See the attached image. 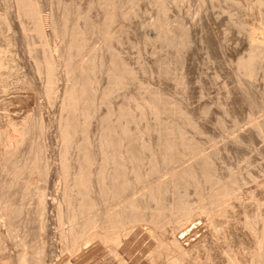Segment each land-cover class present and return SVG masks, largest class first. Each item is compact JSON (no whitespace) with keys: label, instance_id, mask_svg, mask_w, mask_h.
<instances>
[{"label":"bare ground","instance_id":"obj_1","mask_svg":"<svg viewBox=\"0 0 264 264\" xmlns=\"http://www.w3.org/2000/svg\"><path fill=\"white\" fill-rule=\"evenodd\" d=\"M48 1L6 0L0 11V21L10 32L9 35H5L6 43L10 46L28 48L29 57L32 58L26 63V74L22 80L20 78L22 85L29 90L25 101H21L24 104L20 105L30 107L35 104L36 96L30 92V89L34 88L36 91H43L49 98L48 101L57 106L58 112L51 118L49 115H44L41 105L37 104L35 107L33 105L35 114L31 113L32 115L25 116L27 113H24V116L20 115L18 107L10 108L13 114H6L7 112L4 111L6 115L0 114V212L3 217L0 220V253L2 256L8 262L16 264H46L56 251V241L53 242L51 239L54 231L48 223L51 220L50 213L55 212L56 220L53 222L58 225L68 222V227L60 230L63 247L72 251L78 250L80 254H78L79 259L73 258V255L63 256L50 264H81L86 258L104 254L106 250L114 252L117 256L130 255L133 251L132 242L139 231L137 229L134 234H128L126 231L143 223L149 224L153 229V232L143 234L148 239L144 250L149 254L147 253L148 256L144 260L139 257L130 258L131 264H186L185 261L190 253L200 247L203 248L210 264H254L255 261L264 264V219H260L262 213L258 212L253 213L251 218L249 217L252 213L248 217V213L252 210L246 204L248 201L235 199L231 204L229 201L231 209L232 207L236 209L231 210L229 204H227L229 207L224 204L225 207L215 211L212 216L209 215L212 217V222L221 216L230 218L228 224H225V235L236 243L252 246L251 261L246 260L238 252L224 255L216 242L209 239L207 226L201 221L193 227L189 224L175 225V221H178L177 218L180 216L192 218L197 210L202 213V210H209L215 205L235 198L236 191L235 187L224 181L226 179L223 180L217 172L218 167L216 168L212 160L217 150L215 153L203 155L194 163L179 166L178 169L170 167L187 153L193 156L192 153L195 152L196 155V151L200 148L198 142L188 136L186 131L188 126L197 131L202 130L193 116V111L185 105L189 96L187 91L193 86L188 70L191 67L189 62L191 49L196 40L194 25H189L185 18L183 20L187 24L183 20L180 22L178 16H176L178 21L174 17V21L172 19L171 21L168 17L159 14L155 19L143 24L145 43L151 44V47H156L155 49L158 48L156 46L158 44L160 48H165L167 51L172 49L177 54V62L182 70L179 69L181 74H178L179 84L183 88L181 101L177 103L165 88L158 85L153 88L148 87L143 95L140 92L142 96L140 94L138 98L135 96L132 102L115 106L111 104V95L127 86L130 80L138 77L134 69L130 68L131 65H128L129 62L117 52L109 55L108 58L106 50L100 49L94 50L95 52L88 59L81 60L82 58L77 59V57L83 56L89 46V39L95 34H98L97 37L103 42L102 47L97 48L108 50L115 48V42H121L120 33L125 30V23L119 25V31L115 29V23L119 16L128 18L121 16L123 15L120 11L122 0H92L87 3L89 4L87 8L82 5L75 7L72 4L74 8L63 9L64 12L59 13L60 15L53 7L51 16L45 17L42 14L44 6L48 3L51 7L54 5ZM56 1L59 3L58 0ZM154 1L157 3L159 0ZM199 1L204 3L215 0ZM251 1L247 3L245 0H225L226 3L235 5L240 12L237 13L239 15L236 14L237 17L230 16L226 22V29L224 28L229 32L228 37L232 33L236 34V38L233 35L234 42L230 43V38L215 36L216 48L220 51L224 52L227 48H232L235 59L231 67L236 77V89H239L252 104L255 101V82L261 75L264 78V0ZM62 3L65 5L66 2ZM159 3L161 6L159 8L166 11L167 1L161 0ZM96 6L105 9V12L102 11V14L106 13L103 19L91 15L90 11ZM248 10L255 11L254 16L257 17L247 16ZM175 21L180 23L175 25ZM53 37L62 39L60 44L54 47L55 52L51 50L50 45V38ZM200 42H207L205 47L210 48L204 37L200 38ZM163 53L161 55L166 54ZM5 55L0 57V71L12 60V57ZM170 58L163 56L157 61L159 62L157 67L162 69L163 73H168L170 70L173 62ZM61 66L64 71L61 70ZM2 75L0 72L1 81ZM199 92H203L202 88ZM234 92L227 88V97H233ZM103 105L106 106L105 114L101 112ZM150 118L153 120L150 121ZM254 118L251 114L250 122L248 121L250 127L243 131V134L248 133V141L253 140L252 132L264 137V117ZM94 120H96L95 127L92 126ZM142 121L145 123L142 124ZM52 127L56 129L55 132L59 137V142L55 143L57 145L52 150V153L59 156V164H55L56 162L49 159L50 155L47 154L49 148L46 147L45 139L49 137ZM243 134L238 133L229 140L232 139L236 143L243 142ZM197 153L201 154L198 151ZM163 167H169V174L167 173L169 176L167 175L160 182L157 178L158 183H154L153 178L156 179L153 177L154 174L157 172L160 174L159 171ZM57 175L62 179V188L55 186ZM37 179L44 181V185L34 187L37 185ZM140 183L146 186L145 191H142L144 193H141L140 197L139 193L137 198L131 197L130 191ZM207 184L218 186L214 189L211 185L213 189L210 188L209 193H203ZM191 188L199 192V204L195 201L197 206H192L190 203L188 196ZM255 193L252 191V198ZM33 194H35L36 207L32 210V206L30 208L27 203L30 202ZM241 214H244V217ZM32 220H36V228L42 232L44 239L42 236V240H38L36 245L32 244L26 248L24 247L27 244L26 238L19 242L13 238L17 235L12 236V232L18 224L26 233V237ZM240 223L242 226H239ZM167 224H170V227H167ZM17 245L19 248L11 251ZM21 245L23 247L20 248ZM163 255H169L171 260H167L168 263L162 262L160 259Z\"/></svg>","mask_w":264,"mask_h":264},{"label":"rangeland","instance_id":"obj_2","mask_svg":"<svg viewBox=\"0 0 264 264\" xmlns=\"http://www.w3.org/2000/svg\"><path fill=\"white\" fill-rule=\"evenodd\" d=\"M5 1L6 0H0V11H2V8H3ZM58 1H59V3L56 0H49L48 2H52V4H54V5L51 7L50 3L46 4L45 5L46 7L44 6V8H43L42 14L45 17L46 16L50 17L52 14V11H53V7H54V10L58 12V14L59 13L61 14L62 12H64L63 9H66L68 7L74 8L73 5H75V7L82 5V7L87 8L89 5L87 3H90L92 0H58ZM60 1H61V3H60ZM93 1H95V0H93ZM122 1H125V2L122 3ZM122 1L120 3V4H122V8L120 6V11L123 15H121V14L120 15L122 17L124 16L125 18L126 17H128V18L124 19V18H120V16H119V18L117 17L118 20H116V23H118V24L115 23V29H117L118 31L120 29L119 25L120 24L122 25L125 23L124 24L125 30H123L120 33L121 34L120 38H122L121 42H119V43L115 42L114 43L115 48L113 47L114 49L108 48V50H107L106 48H103V49L97 48V47H102L103 42H101L102 39H100V37H97L99 35L95 34V35H93V36H95V38L93 36H91V38L89 39L90 40L89 46L87 47L86 51L83 53V56L81 55L79 58L77 57V59H80V58H82L81 60L88 59V57H90L95 52L94 50L100 49L103 51L106 50L105 53H106V56L108 58L112 54L117 52V53H120L119 55L120 56L122 55V57H124L127 62H129L128 65H131L130 68L134 69L133 71L135 72V74L138 77H136V79H134V80H130L127 83L128 84L127 86H125L124 88L118 89L117 91H115L111 95V97H110L111 104H113L115 106H118L122 103L127 104L128 102H132L133 101L132 98H135V96H136V98H138L140 92L143 95L149 89L148 87L151 86L153 88V86L157 87L158 85L165 88L166 90L165 89L164 90L166 92H168V94H170L171 98L173 100L177 101V103H179V101H181V97L183 96V93H182L183 90H181L183 88L179 84V80H178V77L180 76L178 74H181L182 70L180 69L178 62H177V58H176L177 54L172 49L168 50L169 51L168 52L167 49L165 50V48H160L158 46V44H156V46L158 48L155 49L156 47L153 48V46L151 47V44L145 43L144 36H143V32H144L143 30H145V28H144L143 24L149 20L155 19L157 17V14H159V15H163L165 17H168L170 20L172 19L173 21L176 18L175 19L176 21L179 20L181 22L183 20V18H185V20L188 21L187 23H189V25H194V27H195L194 39H196V40L194 43V47L191 49L192 51H191L190 60H189V62H191V64H190L191 67L188 70V75H190L192 77V80H193V84H192L193 86L191 88H189V91H187V93L189 92L188 93L189 96L185 102L186 103L185 105L186 106L188 105L187 108H189L191 111H193V116H194L195 120L198 121V123L201 127L200 129H202V130L197 131L196 129H193L192 127L188 126L186 131L188 132V134H187L188 136L193 137L198 142L200 148L197 151L201 154H198L196 151V155H194L195 154V152H194V153H192L193 156H190V153H187L188 155L185 154L183 156L184 158L183 157L181 158L182 160L179 159V160L175 161L170 167L178 169V168L182 167L183 165L186 166V165H189L191 163H194L199 158H201L203 155H207V153L208 154H212V152L215 153L216 152L215 150H217L216 154L213 155V158H212L213 162L215 163L216 168L218 167L217 172L219 175H221L223 180L226 179L224 181L229 182L233 187H235L236 191H235V198H231L232 200L230 199L223 204L215 205L212 207L213 209L210 208L209 210H205V211L202 210V213L200 210H197L195 212V215L192 218H189L187 216H180L177 218L178 221H175V225L180 224L179 226H182V225L187 226L189 224L191 227H193L195 224H198L201 221L202 223H204V225L206 224L205 226H207L206 228H207V231L209 234L208 235L209 239L216 242V245L219 248H221L220 251L224 255H226V253L227 254H235L238 252L241 256H244L246 260L251 261L250 259H252V257L250 254L252 251H250V250L253 247L249 246L247 244L236 243L233 240L227 238V236L225 235V229H226L225 224L226 225L228 224L227 221H229L230 218L227 216H225V217L221 216V217H218L219 219L216 218L215 221H213V222L211 221V218H212L211 216L213 215V213L215 211L222 209V207H225V205L228 206L227 204H229V201L231 204V203H233L232 202L233 200L235 201V199H239V200L242 199V201H244V202L248 201V202H246V204H248L250 209H252L248 213V217L252 213L249 218H251L252 215H254L253 213L258 212V213H262L260 215V219H264V217H263V215H264V213H263L264 203H261V202H264V193H263L264 192V137H261L257 133L252 132L253 133V135H252L253 136V140H252L253 142H252V141H248V133L243 134V131L249 129V127H250L249 122H250L251 114H252V118L255 117L254 119H261L264 117V106H263L264 105V95H262V94H264V78L261 75V76H259V78L255 82V86H256V87H254V89H255L254 90V94H255L254 100L255 101L253 102L254 104L253 103L251 104L245 98V96L240 92V90L236 89V85H237L236 77H235V75L232 71V67H231L233 65L232 62L234 63V59H235L232 55V50H231L232 48H227L226 51H224V52L220 51L219 48H216V38L217 37H220V38L226 37L228 39L230 38V43L234 42V39L236 38V34L234 35V34L230 33V37H228L229 34H227V33H229V32L227 30H224V28L226 29V22L230 19V16L233 17V15H234L235 17H237V15H239L240 12H239V10H237L238 8H236L235 5H233V4L231 5V3L228 4L225 2V0L224 1L223 0H217V1L215 0L214 2L213 1L212 2L207 1L204 3L199 1V0H181V1L180 0H173V1L172 0H166L167 4H168L166 11H162V9H160L161 6H159L160 5L159 1H161V0L157 1V3H155L156 1H154V0H137V1L136 0H122ZM133 1H135L136 3ZM246 1H247V3L252 2L251 0H245V2ZM62 2H66L65 5H63ZM62 5H63V7L64 6L65 7L63 8ZM58 6L60 7L59 8L60 11L58 9ZM140 7H141V9H140ZM61 8H62V10H61ZM133 9H135L134 10L135 13H133ZM103 10L105 12V9H103V7L97 8V6H96V8L94 7L91 10L92 12L90 11V13L93 17H96L98 19H103L106 16V13L102 14ZM123 10H124V13H123ZM160 11L163 13L161 14ZM157 12H159V13H157ZM231 12H232V15H230ZM233 12H234V14H233ZM238 12H239V14H237ZM254 12L255 11H253V10H250V12L248 10L247 16L248 15L250 17L253 16L252 18L257 17V16H254V15H256V13H254ZM251 13H252V15H251ZM124 14H126L127 16H125ZM130 14H131V16H130ZM176 16H178V20H177ZM173 17H174V19H173ZM180 17H182V18H180ZM185 20H183V21L185 22ZM176 21H175V23H176ZM175 23H173V24H175ZM177 23L175 25L179 24V23L178 24ZM3 25H4V23H2V21H0V32H1L0 33V37H1L0 40H2V41H0V44L2 47V48L0 47V49H1V51H2V49L5 50V51L4 50L2 51V56L0 53V57H3L4 54H6L5 56H8L9 58L12 57L11 58L12 60H10L8 64H5L2 67L3 69L1 68V71H0L3 74L2 75L3 78H2V81L0 80V83L1 82L4 83V84L1 83V85H0V89H1L0 90V114L3 115L4 112L5 113L7 112L6 114L12 113L11 109L14 107L15 108L18 107V109H20L19 110L20 115L24 116L26 113L27 114L25 116L32 115V114H35V110H34L35 108L34 107L38 104V105H41L44 115H47V116L49 115V117H51V118L55 117L58 114L57 106L53 105L54 103H51V101H48L49 98L47 97V95H45V93L43 91H36L34 88L30 89L31 90L30 92L32 93V95L36 96L35 97L36 102H34L35 104H33L34 107H33V105L30 107H22L21 106L24 104L22 102H24L26 99L25 96H26L27 91H29L28 89H26L22 85L21 80L27 72L26 71L27 70L26 63L28 61H30L29 59H32V58L29 57L30 53L28 51V48H20L19 46L15 47L12 45L10 46L8 43H6V41L4 40L6 37L5 35L6 34L9 35L10 32H9V30H7L5 25L4 26ZM124 31L126 34L124 33ZM1 35H4V36H1ZM233 35L235 36V38ZM202 36L204 37L205 40L208 41L210 48L205 47L207 42L206 43L200 42V38H203ZM2 37H4V38H2ZM53 38H50V41H51L50 45L52 47L51 50H53L55 52L56 48H54V47L56 45L60 44L59 42H61L60 41L61 37H57V39H56V37H53ZM37 43L39 46V42H37ZM196 43H198V44H196ZM100 44H101V46H100ZM91 46H92V48H91ZM93 47H96V48L94 49ZM88 49H91V50H88ZM7 50H9V51H7ZM160 50L161 51L163 50L162 53L164 51H165L164 53H166V51H167V53H169V55H167V53L166 54L163 53L164 55H161L162 53ZM6 51H7V53H6ZM108 51H111V53L110 52L108 53ZM170 53H171V55H170ZM7 54H9V55H7ZM172 54H175V56H173ZM160 56H162V57H160ZM163 56H164V58H167V56L170 58V56H172L171 58H172L173 62L171 63V66L173 68H171V66H170V70H172V69L173 70L171 72L169 70V72L171 74L169 72L163 73L162 69L158 68L159 62H157V61L159 59L163 58ZM23 57H24V60H23ZM156 57H158V58H156ZM154 61L156 62L157 65H155ZM176 63L178 66L176 65ZM12 66H13V68H12ZM174 66H176V67H174ZM62 67L63 66H61V68ZM61 70L64 71V68H62ZM176 74H177V76H175ZM4 77H6V78H4ZM20 78H21V80H20ZM136 80H138V81H136ZM102 81L104 84L105 83L104 78L102 79ZM132 81H134L135 83ZM17 84H18V86H17ZM141 84L145 85V87L143 85L141 86ZM177 84H179L180 87ZM146 86H147V89H146ZM201 88H202V91L204 93L199 92ZM227 88L230 89L231 91H233V90L235 91L233 93L235 95L232 94L233 97H229V98L227 97V94H226ZM119 90H121V91H119ZM143 90H145V91H143ZM136 91H137V93H135ZM141 94H140V96H142ZM131 96H133V97H131ZM46 97H47V99H46ZM174 97H176V98H174ZM36 98H37V100H36ZM45 100H47V101H45ZM9 101H10V103L11 102L12 103L10 104ZM41 102L45 103V104H42ZM7 106L9 109L10 108L11 109L8 110ZM11 106H13V107H11ZM101 112H102V114H105V112H106V106L105 105L102 106ZM253 112H254V114H253ZM6 114H4V115H6ZM149 120L151 121L153 119L150 118ZM144 123H145V121H142V124H144ZM93 124H92V126L95 127L96 120H94ZM55 131H56V129L54 127H52L51 131H50L51 133L48 137L49 139L46 138L45 143H46V147L49 148L47 151V154L50 155L49 159H51L52 161L54 160V162H56L55 164H59L58 163L59 162V160H58L59 156L58 155L56 156V154L52 153L53 148L56 147L55 145H57L55 143L59 142V137L56 133L57 131L56 132ZM197 132H199V133H197ZM238 133L243 134V137H244L243 142H237L236 143L235 141H232V139L229 140L230 137L232 138L234 135H237ZM56 138H57V141H56ZM201 147H202V149H201ZM201 151L204 152L205 154H203ZM194 156H195V158H193ZM196 156H198V157H196ZM192 160H194V161H192ZM178 161L180 162V164ZM173 165L174 166L176 165V166L174 167ZM164 168L165 167L161 168L162 171L161 170H160L161 172L159 171L160 174H158V172L154 174L153 177L156 178V179H154L152 177L154 183H158V182H156L157 178H158V181L160 182L163 180L164 177L165 178L167 177V175L169 174V171H168L169 167L165 168V171H164ZM156 175H158V176H156ZM231 179H233V181ZM235 181L237 184L235 183ZM238 182H239V184H238ZM36 183H37V185H35L34 187L44 185V181H42L41 179L40 180L37 179ZM60 183H61V185H60ZM234 183H235V185H234ZM139 185H140V189H139ZM207 185L205 186L203 193H209L213 188L215 189L218 186L216 184H207ZM211 185L213 186V188ZM55 186H57V187L60 186V188L63 187V182H62V179L59 175H57V177L55 179ZM143 186H144V188H142ZM261 187H263V189ZM210 188H211V190H209ZM145 189H146L145 184L143 185V183H140L131 190L132 192L130 191V196L133 198H137L139 193H140V195H139V197H140L142 195L141 193H144L142 191H145ZM138 191H140V192H138ZM192 191H194V192H192ZM252 191L256 192L255 193L256 195L254 196V198H252V196H251ZM34 193H35V191H34ZM189 193H190V195L188 197H189V200L191 201L190 202L191 205L197 206V203L199 202V199H200V198L198 199V197H200L199 192H197V191L195 192V190L193 188H191L189 190ZM33 197L29 202L30 205H29V203H27L28 206H30V208L32 206V208H31L32 210L36 207V205L34 204V203H36L35 202V194H33ZM33 200H34V202H33ZM31 202H33V203H31ZM195 203H196V205H195ZM33 204L35 206H33ZM230 204H229L230 207L229 206L228 207L231 209ZM259 208H260V210H259ZM261 208H262V211H261ZM232 209H236V208L232 207ZM241 215H242V217H244V214H241ZM50 218H51V220H50V222H48L50 225L49 224L48 225L54 231L53 235H51V239L53 240V242L56 241L55 242L56 251L54 252L53 258L51 257L49 259V261H47L46 264H50L56 260L58 261L63 256H72L73 255L72 257L77 259V257L79 256L78 254H80V253H78V250L72 251L70 248L67 249L65 246L63 247V243L60 240V230L68 227V225H67L68 222H64L61 225H58L56 222H53V220L54 221L56 220L55 212L50 213ZM187 218H189L190 220L189 219L187 220ZM1 219H3L2 212H0V220ZM191 220L194 221L195 223H193ZM33 221L34 220H32L31 224L29 225V231H28L29 233L26 237H25L26 233L23 231V229L21 227L18 226L17 223H16L17 225H15L16 228H14L13 232H12V236L17 235L13 238L19 242L22 239L26 238L27 244L24 245V247H26V248L27 247L29 248L30 245H32V244L36 245L37 242L42 240V236L44 239V235H42V232L40 230H38V228H36L37 227L36 220L34 221L35 223ZM210 222H212V223L210 224ZM17 226H18V228H17ZM211 226H212V228H211ZM239 226H242V224L240 223ZM167 227H170V224H167ZM191 227H189V228H191ZM137 229L139 232L138 233L136 232L137 233L136 235H138V236H136L134 242H132V244H133L132 245L133 251L131 252L132 254H130V255L118 254V256H117V254H114V252H108V250H106L104 254H100V255H97V256L91 257V258L89 257L88 259L86 258V260L81 262V264H131L129 260L132 257H139L141 260H144L148 256L149 253H148V251L144 250V248L148 244V239L145 238L143 236V234H145L147 232L151 233V231L153 232V229L150 228L149 224L143 223L139 226H135V227L128 229L126 231V233L134 234ZM15 230H16V232H15ZM132 231H134V232H132ZM215 231H217V232H215ZM43 234H44V232H43ZM39 237H41V239H39ZM18 246L19 245H17L16 247L14 246L15 248L13 247L12 250L11 249L10 250L13 251L14 249H18L19 248ZM21 247H23V246L21 245L20 248ZM200 248L199 249L197 248L198 250L195 249L196 252L194 250L193 252L190 253V255L187 257V259L185 261L186 264H192L194 262L198 263V264H205V263L210 264V262H209L210 260L206 259L207 257H206V254H205L203 248H201V249ZM248 251H250V252H248ZM232 252H234V253H232ZM168 256L169 255H167V256L163 255L160 260H162V262H164V263H168L167 260H169V261L171 260L170 256L169 257ZM78 259H79V257H78ZM120 259L122 261H120ZM108 261H109V263H108ZM199 261L201 263H199ZM6 262H8L7 259L2 256V253H0V264H16L15 262H13V263H11L10 261L8 263H6ZM255 262H256V264H260L259 261H255ZM255 262H254V264H255Z\"/></svg>","mask_w":264,"mask_h":264}]
</instances>
